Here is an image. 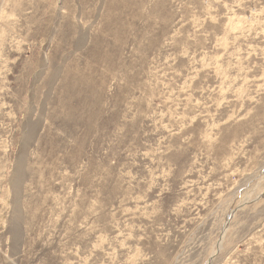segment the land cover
Segmentation results:
<instances>
[{
    "label": "rangeland",
    "instance_id": "374dc122",
    "mask_svg": "<svg viewBox=\"0 0 264 264\" xmlns=\"http://www.w3.org/2000/svg\"><path fill=\"white\" fill-rule=\"evenodd\" d=\"M0 264H264V0H0Z\"/></svg>",
    "mask_w": 264,
    "mask_h": 264
},
{
    "label": "bare ground",
    "instance_id": "6f19581e",
    "mask_svg": "<svg viewBox=\"0 0 264 264\" xmlns=\"http://www.w3.org/2000/svg\"><path fill=\"white\" fill-rule=\"evenodd\" d=\"M20 167H21V165H20ZM20 170H22V167H21V169ZM23 173H21L20 172V175H19V179L17 180L18 182V187L22 184V181H23ZM18 210V209H17Z\"/></svg>",
    "mask_w": 264,
    "mask_h": 264
}]
</instances>
